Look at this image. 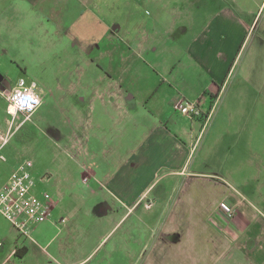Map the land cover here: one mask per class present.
Listing matches in <instances>:
<instances>
[{
  "label": "rangeland",
  "instance_id": "obj_1",
  "mask_svg": "<svg viewBox=\"0 0 264 264\" xmlns=\"http://www.w3.org/2000/svg\"><path fill=\"white\" fill-rule=\"evenodd\" d=\"M188 1L186 8L180 5V25L171 34L159 25L157 43L151 48L146 43V48L128 36L130 41L102 36L106 19L111 16L123 22L128 15L123 6L128 3L130 13L136 0H0V72L9 77L12 87L21 78L35 83L42 97L30 120L2 148L7 161L0 165V186L8 182L22 160L29 158L34 162L36 192L47 191L56 201L52 216L32 225V238L18 232L0 212V264H123L120 236L127 243L134 238H141L142 245L147 243L139 255L146 259L161 237L165 212L175 204L173 196L183 186H197L204 179L196 172L216 183L237 186L264 210V5L250 16L255 18L253 25L243 31L236 20L248 15L240 9L221 11L228 6L226 0H206L205 6L200 3L204 0ZM105 7L107 12L102 11ZM148 9L142 7L145 21L154 17ZM219 19L223 35L229 37L237 29L238 41H233L231 48L220 41L221 52L222 47L215 44L213 50L193 60L189 48L197 38L213 35L216 27L211 21ZM81 22L88 23L89 29L77 28ZM108 73L130 88L129 95L154 88L159 101L164 97L199 101L203 114L192 119L177 111L174 103L159 105L172 120L173 134L188 145L187 172L171 176L169 171L180 163L182 152L175 149L172 161L158 148L141 155L146 157L142 170L131 172L122 166L115 171V175L128 177L123 190L136 194L148 187L147 194L151 193L135 204L122 224L141 229L122 234L117 227L107 237L119 218L101 216L97 204L102 203L101 196L116 206L122 203H114L111 184L98 189L100 196H93L89 189L98 184L94 177L89 179L84 167L101 165L104 158H114L116 153L136 160L143 153L127 150L132 143L139 150L144 141L139 131H124L120 138L119 130L102 119L101 106L91 111L92 124L83 130L76 125L80 120L76 110L86 117L91 110L83 98L92 97L97 89L102 93ZM11 116L7 101L0 96V125L4 129ZM102 122L108 126L105 134L98 129L105 124ZM155 178L159 179L152 185ZM242 182H248L249 187L241 186ZM161 189H168L172 199L165 196L155 201ZM135 194L123 197L130 204L135 202ZM24 247L27 253L17 256L15 251Z\"/></svg>",
  "mask_w": 264,
  "mask_h": 264
},
{
  "label": "crops",
  "instance_id": "obj_2",
  "mask_svg": "<svg viewBox=\"0 0 264 264\" xmlns=\"http://www.w3.org/2000/svg\"><path fill=\"white\" fill-rule=\"evenodd\" d=\"M205 1L206 0L200 3L205 6L208 4V2L205 3ZM191 3L192 0H189L188 4ZM186 4V0H136L129 13L130 5L126 3L123 8L128 13L127 19L121 22L119 19H115V17H108V20L106 19L108 28L106 27V31L102 32V36L107 38L118 37L122 39V41H130L126 38L128 36L131 37L133 41L136 40L137 43L146 48H148L146 43H149V48H151L152 44L154 46L158 41L159 25L163 26L164 32L167 34H171L173 28L180 25L178 23L181 19L179 17L180 9H183L180 5H184V8H186ZM226 4L228 6L222 8L221 11L227 10L232 13L234 9H240L244 12L245 16L248 15L245 19L240 21L236 20L241 29L246 31L253 25L255 20V18H250V16L254 14L256 10L261 9L264 5V0H226ZM201 6L202 5L199 7L201 8ZM142 7H144L145 11L150 8V11L154 15L151 21L144 20ZM102 11L105 12L106 7L103 8ZM80 18L81 17H79L78 20ZM211 22H215L211 23V25L213 24L216 27L213 35L206 34L202 36V39L197 38L189 48L191 53L190 57L193 58V60L201 57L200 55L204 52L213 50L215 44L222 47L220 48L221 52L223 46L219 43L220 41H226L228 43V48L232 47L233 41L235 44L238 41L239 34L237 29L233 31V35L231 33L230 36L227 37V35H223L224 30L218 29L219 26L223 25L221 19L212 20ZM81 27H83V29H89L88 23H82L77 28ZM181 30L184 31L186 28ZM206 45H210L208 47L209 49L205 48ZM112 68L113 66L110 67V69ZM107 79L108 83L105 85L104 89L102 88V93H98L99 89H97L92 97L83 98L82 102L85 103L87 109L89 107L91 110L86 117L82 114L81 110L77 109L76 112L80 116V120L76 125L80 130H83L86 124H92L89 122L92 118L91 111L101 106L103 112L102 119L105 118L107 122L110 121V126L113 127L114 130H119L120 138L124 135V131H139L140 136L144 137V141L139 144L140 152L138 147L132 146L134 143H132L127 150L128 153L134 150L136 155L143 153L140 154L138 158H135L136 160L128 158L126 153L124 156L120 153H116V155L113 156L114 158H104L101 165L87 164L84 167L86 169L85 173L88 174L89 179L94 177L95 182L98 184V186L89 189L93 196H100L97 195L98 189L105 188L111 184L113 188H109V193L113 195L115 199L114 203L116 201L122 203V206H116L115 204H111L106 196H101L102 203L97 204L96 209L100 212L101 216L111 219L114 218V216L119 218L114 222V225L107 235L108 237L117 227L118 229H122V234L132 233L133 230L141 229V227L138 228L136 225L128 228L122 227V224L129 213H133L132 210L135 204L151 193L149 192L147 194L149 190L148 187L140 190L136 194L130 189L123 190V185L128 181V177L126 174L122 176L118 174L115 175L118 169L124 166L126 170L131 172H136L138 169L142 170L146 157H142L141 155L148 153L151 148H158L160 152L169 154L172 161L174 160L172 153L175 152V149H179L182 152V155L180 154L181 161L174 165L176 168H172L169 174L171 176H184L187 172V162L184 161L187 156L188 145L179 142L170 126L172 120H168L169 117L165 113L164 108L162 106L159 107L164 101L167 106H171L177 101L185 100L184 97L178 100L175 98V101L173 97H169V93H171L169 92L166 94L169 98L164 97L162 101H159L157 98L155 99V94L153 93L154 88L142 94H139V92L138 94L133 93L129 95L128 91L130 88L125 87V83L122 82V80L112 77L110 73H108ZM171 89H173V86H171ZM37 93L40 95V92L37 91ZM0 96L4 97L7 101L6 92L0 91ZM197 97L201 100H206V98H203L204 95H198ZM152 101L153 103L150 104ZM149 106H157V108L149 110ZM7 112L11 115L8 102ZM157 118L160 119L159 122ZM11 121L12 116L7 122L6 129L0 125V154L4 147L3 139L9 133ZM102 123L105 124L100 125L98 129L105 134L108 126L106 122ZM128 124H130V126H128ZM191 138H193L192 135ZM191 138L189 140H191ZM74 147H76L75 144ZM2 162L4 161L0 160V165ZM106 166L112 167L108 168ZM85 173H83V175ZM196 173L202 174L199 175L198 178H204L198 181L199 183L197 186L192 184L191 187L185 189L183 186L176 196L171 194L169 196V188L165 191L161 189V192L158 191L154 197L155 201H160L165 196L171 199L173 196V198H175L173 199L175 204L170 207L171 209L169 208V210H166V220L163 228H161L163 230L161 237L158 241H155L148 258L141 259L139 256L141 250L147 245V243L142 245L141 238H134L133 242L129 243H127L126 239L122 236L118 238V244L121 246L120 248L125 251L123 264H264V210L249 196V193L247 194L237 186L232 184L224 185L221 182L216 183L208 179V177H204L203 173ZM158 179L159 178H155L152 185L156 183ZM179 179L180 178H177L176 180L179 181ZM187 184H189V182ZM241 186L249 187V183L242 182ZM85 187L88 188L89 186ZM134 194L136 197L134 198L135 202L128 204L123 195L132 196ZM172 194H174V189ZM169 198L168 200H170ZM222 202H227L236 209V214L230 221H227L225 217L218 212L219 205ZM162 213L164 212L162 211Z\"/></svg>",
  "mask_w": 264,
  "mask_h": 264
},
{
  "label": "built area",
  "instance_id": "obj_3",
  "mask_svg": "<svg viewBox=\"0 0 264 264\" xmlns=\"http://www.w3.org/2000/svg\"><path fill=\"white\" fill-rule=\"evenodd\" d=\"M9 112L12 115L9 133L3 139L5 145L10 137L28 120L42 102L35 83L29 84L21 78L16 86L6 91ZM174 108L192 119L202 116L199 101H177ZM0 160L7 161L3 154ZM33 160H22L13 170L8 182L0 186V212L21 234L32 238V225L48 220L55 207L53 196L47 191L36 192V181L32 176ZM218 212L230 221L236 209L227 202L219 205Z\"/></svg>",
  "mask_w": 264,
  "mask_h": 264
},
{
  "label": "flooded vegetation",
  "instance_id": "obj_4",
  "mask_svg": "<svg viewBox=\"0 0 264 264\" xmlns=\"http://www.w3.org/2000/svg\"><path fill=\"white\" fill-rule=\"evenodd\" d=\"M4 77L7 78V79L10 81L9 77H7L6 75H5ZM5 78H3V77L0 76V86L5 87V88L7 89V87H8V82L6 81ZM10 84H11V82H10ZM11 87H12V85H11ZM12 88H13V87H12ZM12 88H11V89H12ZM7 91H8V90H7Z\"/></svg>",
  "mask_w": 264,
  "mask_h": 264
},
{
  "label": "trees",
  "instance_id": "obj_5",
  "mask_svg": "<svg viewBox=\"0 0 264 264\" xmlns=\"http://www.w3.org/2000/svg\"><path fill=\"white\" fill-rule=\"evenodd\" d=\"M27 253V248H20L15 251V254L19 257H23Z\"/></svg>",
  "mask_w": 264,
  "mask_h": 264
},
{
  "label": "water",
  "instance_id": "obj_6",
  "mask_svg": "<svg viewBox=\"0 0 264 264\" xmlns=\"http://www.w3.org/2000/svg\"><path fill=\"white\" fill-rule=\"evenodd\" d=\"M0 76L5 78L4 75L1 72H0ZM5 79L8 82V87L6 89L5 87L0 86V91H2V92H6L7 90H10L12 88L11 84H10V81L7 78H5Z\"/></svg>",
  "mask_w": 264,
  "mask_h": 264
}]
</instances>
